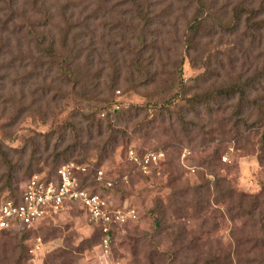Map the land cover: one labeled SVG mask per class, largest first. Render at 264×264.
I'll return each instance as SVG.
<instances>
[{"label": "rangeland", "instance_id": "rangeland-1", "mask_svg": "<svg viewBox=\"0 0 264 264\" xmlns=\"http://www.w3.org/2000/svg\"><path fill=\"white\" fill-rule=\"evenodd\" d=\"M143 1L138 17L126 0H16L21 34L30 30V20L46 18L40 32L56 44L48 56V41L21 38L18 43L11 37L6 54H0V140L18 175L16 183L0 181V199L31 174L50 176L58 166L73 163L86 168L74 169L79 181L104 193L116 208L127 202L135 213L117 224L106 251L85 211L71 204L30 228L0 231V264H264V85L257 83L244 99L237 93L195 104L194 111L190 105L191 96L214 93L238 75L245 79L254 69L264 73L263 48L249 52L250 39L242 44L236 39L240 28H234V8L241 0H201L204 5L199 0ZM63 11L72 24L67 48L61 47ZM196 18L202 22L193 34L189 28ZM214 18L228 31L216 27ZM141 28L152 48L143 60L157 66L158 79L135 87L131 68L118 74L115 60L129 64L138 54L113 55L107 47L138 44ZM73 35H86L87 43L65 73L58 56H74L69 51ZM154 41L160 49L151 53ZM243 62L252 69L242 68ZM135 107L144 111L127 120ZM85 117L102 122L104 133L98 136L95 126L90 140ZM138 120L149 126L134 131ZM170 123L175 136L167 129ZM109 124L120 131L118 142L103 150L97 143L107 138ZM208 131L211 139L202 142ZM76 142L84 147L70 148ZM130 148L163 151L165 161L142 173L127 158ZM97 169L113 182L111 187L94 179ZM8 171V165H0V176ZM159 200L168 216L177 206L170 227L163 223L162 231L149 214Z\"/></svg>", "mask_w": 264, "mask_h": 264}, {"label": "trees", "instance_id": "trees-1", "mask_svg": "<svg viewBox=\"0 0 264 264\" xmlns=\"http://www.w3.org/2000/svg\"><path fill=\"white\" fill-rule=\"evenodd\" d=\"M126 1H128L130 3V5L132 7H134V10L136 11V13L139 14L138 17H140V15L143 14V12H144V9H143L144 1L143 0H126ZM199 1H200V5L205 4L203 1H201V0H199ZM37 2H38V0H33L34 4H36ZM253 3H255V0H241L238 2L237 6L234 8L235 11L237 12V16H236L237 24H235L234 28L237 30L240 28V33L236 35V39L238 41H240V44H242V42L245 39H250V44L247 47L249 52L251 49H252V51H254V49L256 47L257 48L261 47V48H263L262 55L264 56V0H261L259 2V5L257 8H256V6H253L254 5ZM15 4H16V0H0V54H2V55L6 54V48L9 46L8 43L11 42V37H14L18 43L20 42L21 38H25L30 42H36L37 44H42V43L48 41L49 46L47 48L48 49L47 55L53 56L54 52H55V44H56L54 38L52 36H50L49 34L47 35V34L40 32L41 26L45 25L46 18L43 19L44 22H36V21L30 20L29 23H27V26L30 27V30H28L27 32H25V34L22 35L21 33H22L23 28L20 25H17V21L15 19V17H16L15 16L16 13L14 11V5ZM245 5H248L249 8L248 9L245 8L244 7ZM6 11L8 13L7 16H6ZM33 12H38V10L33 8ZM62 14H63L65 28L63 30L64 31V43L61 45V47L67 48L69 46L68 41L70 40L69 36L71 34V25L72 24H70L68 22V18H66V14L64 11L62 12ZM243 15H244V18H241V17H243ZM201 22H202V20L199 22V20L196 18V23L191 25L189 28L190 33L192 32L193 34H195L197 32V29L199 28V24H201ZM214 22L216 23V27L219 26L221 30L228 31L227 30L228 27L221 24V20L219 18H214ZM118 32L121 34L122 37L126 36V31H124V30L119 31L118 30ZM139 33H140V35H137L135 38V42H138V44L127 43L124 47H121L119 49H116L115 46L114 47H112V46L107 47L109 50H112L113 55L115 54V52H127V53L134 52V53L138 54L137 60L130 62L129 64L126 63L125 60H123L122 63H120L118 60H115V64L117 66L116 73L120 74V72H122L123 69L126 67L131 68V72H130L131 82L135 84V87L155 82L158 79L157 78L158 72L156 70L157 66L153 64V61H149L148 63H146L143 60V56L145 55V53L150 52L152 50V48H150L147 45V41L145 39V33L143 32L142 28L139 30ZM16 34H18V35H16ZM156 36H158V35H156ZM85 37H86V35H82L81 37H79L77 35H73L72 41H71L72 42V48L69 51H74V56L71 58L67 54L66 55H63V54L59 55L58 56L59 70L64 71L65 73H67L68 71L71 70L70 66L74 63V61H77L79 59L80 51L83 49L84 45H86V43H87L86 42L87 40H85ZM256 39H258V44H259L258 46L254 45V42ZM188 42H187L188 45H190L191 44V38H188ZM151 44L153 45V48H154V51H152L151 53L155 52V50L157 51L160 49L159 48L160 44H157V41H154ZM249 64L250 63L243 62L241 64V67L242 68L247 67L248 70H251L253 64L252 63H251L252 65H249ZM87 65H88V62H87ZM119 78L120 77L112 79V81L114 82L112 84L113 88L117 87V85L119 83ZM76 83L78 84V77H76ZM257 83H261L264 85V73L262 75L254 69L251 76H248L245 79L244 78L242 79L241 75H238L236 78L232 79L226 86H223L220 89L215 90L214 93H207L205 95H203V94H197L196 95L195 94V95L191 96V100H190L191 108L194 111L195 104L196 105H199L202 103L206 104L207 102H205V101H207L209 99H213L214 97L224 96L227 98H231V97H234L237 93L240 95V97L242 99H244L245 96L249 94V90L256 88ZM175 86H176V84L174 82L173 87H175ZM112 87H111V89H112ZM161 91L164 92L165 89L161 88ZM101 92L102 91L97 90V93H101ZM86 99H88V98H86ZM242 106H243L242 104L238 105V111H237L238 114L241 112ZM213 110L214 109L212 107L208 108L209 113H211ZM142 111H144V108L135 107L134 111L128 114L127 120L131 121L134 118H138ZM171 118H172V116L169 115V117H168L169 121ZM165 119H166V117L164 116L162 118V121H164ZM84 120L88 121V123L86 124V131H87L88 138L90 140H92L94 138L93 135H94L95 126H96V133L98 136H100L104 133L102 122L99 121L96 124L95 123L96 121L94 119L90 120L89 117H85ZM183 123H185V122H183ZM239 123H240V121L239 122L237 121L234 126H237ZM145 125L149 126V123H144L143 121L139 122V120H138V122H135L133 124L134 131H136V132L141 131ZM201 128H203V127H201ZM167 129H170L172 136L176 135V131L172 127L171 123H170V126L167 127ZM107 131H108L107 138L105 140H99L97 143L100 145V147L96 144H93V145L105 150L106 146H109V145H112V144L118 142L117 133H120V131L112 129L110 124L107 127ZM183 131H187L185 126L183 128ZM202 134H203V136L201 138L202 142H206V141H209L211 139L210 138V131L204 132ZM123 135L124 136L126 135V131H123ZM76 139H78V137ZM86 146H89V145L86 144ZM72 147H74V149H76L77 147H84V145L80 144L79 142H76V143H73L70 145V148H72ZM143 153H145V152H143ZM143 153H138V154H143ZM163 161H165V156H164ZM163 161H161V162H163ZM0 165H3V166L8 165V167H9V171L7 172V174L3 173V175L0 176V181H5V183H7L8 185L11 183H16L18 181V175L16 174V171H14L12 159H11L10 155L8 154V152L6 151V146L1 140H0ZM158 165L154 166L152 168V170L155 167H157ZM31 166L32 165L29 164L28 171H29ZM59 167L60 166H58L56 168L55 173L53 175H50V176L45 175L44 176L45 179H47V180L55 179L56 180L57 179V170ZM98 170L99 169H97L95 171V173ZM28 171H27V173H28ZM32 175L33 174H31L29 176V178L26 180V182L23 184V186L16 187V188H9V194L6 196L14 198L15 200L19 199L21 197V194L23 192L24 187L26 186L28 180L30 179V177ZM78 180H79V178H78ZM80 184L82 186H88V185H85V183H83V181H80ZM91 191L92 192H100L99 190H91ZM176 207L177 206H175V208ZM175 208H172V214L170 216H168L166 207H164L162 205V202L159 200L154 204V207L151 210H149V214L152 215V217H153L154 227L156 229H158V231L163 230V228H164L163 223L166 224V227H170L168 225L169 220L175 218V214H176ZM116 226H117V224H115L111 227L112 236H114ZM93 228H94L96 237H98L99 241H101L102 233H101L100 228L96 225H93ZM16 230L19 231V230H23V229H5V230H1V231L13 232ZM261 231L263 232V235H264V226H263V228H261ZM171 234H172V236L173 235L175 236L176 230H172ZM59 257H62V256L60 255ZM218 261H219V259H218ZM214 262H216V260L212 261V263H214ZM229 264H230V260H229Z\"/></svg>", "mask_w": 264, "mask_h": 264}, {"label": "built area", "instance_id": "built-area-1", "mask_svg": "<svg viewBox=\"0 0 264 264\" xmlns=\"http://www.w3.org/2000/svg\"><path fill=\"white\" fill-rule=\"evenodd\" d=\"M163 151H147L138 154L130 148L127 158L135 168L142 173H150L152 168L164 160ZM74 169L85 171L83 166L71 164L62 165L57 170V179L47 180L41 174H33L17 200L11 197L0 199V231L5 229H25L47 216L56 214L71 204L81 207L92 225L100 228L101 242L107 251L111 242V227L124 222L134 215L135 210L124 202L122 207L112 206L104 193L92 192L89 186H82ZM96 181L105 187H111L113 182L104 177L98 170ZM39 242V240H38Z\"/></svg>", "mask_w": 264, "mask_h": 264}]
</instances>
